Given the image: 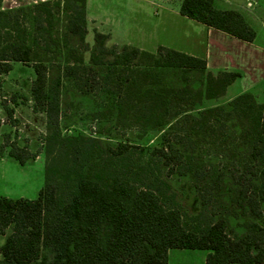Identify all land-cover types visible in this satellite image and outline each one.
I'll return each mask as SVG.
<instances>
[{
  "label": "trees",
  "instance_id": "1",
  "mask_svg": "<svg viewBox=\"0 0 264 264\" xmlns=\"http://www.w3.org/2000/svg\"><path fill=\"white\" fill-rule=\"evenodd\" d=\"M179 13L244 41L256 36L239 11L217 8L215 0H181ZM23 16L30 17L31 32ZM86 33V0H47L13 9L2 8L0 0V88L13 62L30 64L32 110L45 114V142L56 147L36 197L0 195V264H167L174 248L206 250L205 264H261L264 103L242 93L219 107L178 112L157 144L147 148L102 145L82 134L64 137L59 127L64 76L89 91L99 83L94 67L121 68L117 117L161 127L172 95L184 99L192 92L186 76L179 87H170L155 68H206L204 58L165 46L154 53L130 44L117 49L97 29L90 46ZM56 51L63 55L62 65L50 57ZM238 76L209 74L205 89L215 78L224 88ZM10 102L2 109L11 120L18 102ZM3 144L21 166L36 156L7 134ZM173 175L188 179L199 204L196 212L178 200L169 181ZM240 217L248 220L237 232L230 220Z\"/></svg>",
  "mask_w": 264,
  "mask_h": 264
},
{
  "label": "rangeland",
  "instance_id": "2",
  "mask_svg": "<svg viewBox=\"0 0 264 264\" xmlns=\"http://www.w3.org/2000/svg\"><path fill=\"white\" fill-rule=\"evenodd\" d=\"M47 1V0H46ZM41 2V1H39ZM264 7V0H259ZM103 9L113 13L116 9L112 5V0H103ZM6 9V8H4ZM13 9V8H11ZM112 10V11H111ZM152 12V11H151ZM108 14H105L107 17ZM122 20L126 22V16L120 15ZM151 18L155 19L153 13ZM22 21L31 32L30 17H21ZM121 20V21H122ZM260 22V21H259ZM260 24V23H259ZM257 24L259 30L261 25ZM61 31L62 24L57 25ZM191 30L188 26L178 25L176 31L168 29L163 33V38L167 42H174L176 39L183 40L185 35H191ZM109 38L107 45L115 46L117 49L122 47V42L118 38ZM89 41H88V40ZM85 40L91 46L93 43V35L90 33ZM118 41V42H115ZM53 61L64 63L62 53L56 51L51 56ZM85 64L88 65V52L84 53ZM97 71L98 85L89 91L80 90L78 81L74 77L64 76L62 78L61 94H60V109L59 127L61 134L65 136L82 134L87 138H91L99 144L115 146L119 142L128 143L138 148L149 147L157 144L163 130L166 126L176 120L177 113H195L196 111L219 107L234 99L237 95H231L232 91L226 89V86L220 87V79L215 78L210 85L208 92L206 91L205 74H195L187 70H175L171 68H155V71L163 79V83L167 86L177 88L185 76L188 78L187 85L189 86L192 97L180 99L181 95L175 92L170 101V111L163 126H151L144 123H136L131 117H117L119 100L122 97L121 82L119 75L122 74L121 68L112 66L94 67ZM33 72L30 64L21 62H13L12 69L2 76V86L0 88V158L4 157L13 161L7 155L8 146L3 144V136H10V140L17 141L20 145H27L31 152L36 154L34 159H31L25 165V171L31 173L32 176L27 185L39 182L40 187L44 182V171L46 166H49L56 147L48 145L45 142L44 133L46 126L45 114L38 112L34 118L30 120V105L27 104L30 87V73ZM218 80V81H217ZM185 84V83H184ZM228 86V85H227ZM154 87H157L156 85ZM31 98V97H30ZM15 99L17 102H22V111L20 118H12L10 120L4 110L2 103L12 106L10 102ZM33 107V106H32ZM126 115V114H125ZM220 118H226V114L219 113ZM119 118V119H118ZM13 125L15 127H13ZM8 170V169H7ZM169 181L178 192V200L183 207L194 213L198 210L199 204L195 192L191 189L189 181L186 177L173 175L169 177ZM9 184L0 182V190L4 187H9ZM221 213H219L220 215ZM248 217L230 220V226L237 232L241 230L242 225ZM207 251L206 250H191V249H171L168 255V264H205ZM261 264H264V260Z\"/></svg>",
  "mask_w": 264,
  "mask_h": 264
},
{
  "label": "crops",
  "instance_id": "3",
  "mask_svg": "<svg viewBox=\"0 0 264 264\" xmlns=\"http://www.w3.org/2000/svg\"><path fill=\"white\" fill-rule=\"evenodd\" d=\"M39 1L46 0H2V8H16ZM102 3L103 0H86V38L90 33L93 35V30L97 29L109 33L111 38H118L122 44H130L149 52L154 53L158 46H165L204 58L206 68L194 70L195 74H205L206 81L209 74L217 77L222 72H237L239 76L230 82L226 89L232 91V96L250 93L257 104L263 105L264 7L259 0H215L217 8L235 9L245 17L256 32L252 42L241 40L181 15L179 13L181 0H112V5L116 7L113 13L103 9L104 4ZM152 13L155 19L151 18ZM105 14H108L107 17ZM120 15L126 16V22ZM180 24L188 26L191 35L187 33L183 40L176 39L174 42H167L162 34L171 28L172 31H176ZM257 24L261 25L259 30ZM30 74L29 82L31 84L34 72L31 71ZM32 102V99L28 97L26 105ZM22 105V102H18L13 107L14 119L20 118ZM32 106L30 105V120L38 113L32 110ZM13 127L15 126L13 125ZM30 174L25 171V165L21 166L15 160L10 161L1 157L0 182L10 186L0 190V195L27 199L36 197L41 187L39 182L27 185L29 179L32 178ZM3 241L4 236L0 235V245Z\"/></svg>",
  "mask_w": 264,
  "mask_h": 264
}]
</instances>
